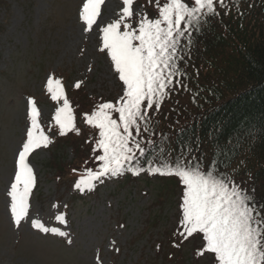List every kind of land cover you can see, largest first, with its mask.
<instances>
[{
  "label": "rangeland",
  "instance_id": "1",
  "mask_svg": "<svg viewBox=\"0 0 264 264\" xmlns=\"http://www.w3.org/2000/svg\"><path fill=\"white\" fill-rule=\"evenodd\" d=\"M4 1L0 7V264H164L162 256L157 258L158 241L180 223L178 196L166 195V190L154 181L148 185L143 177L135 183L107 177L97 194L83 195L75 187L78 179L58 183L52 177L49 164L54 156L64 164L74 157L65 143L53 155L51 140L30 154L35 183L28 214L15 225L8 191L18 149L31 127L28 101L34 100L43 128L56 125L55 111L62 106L50 100V77L69 89L78 84L89 98L118 102L122 82L110 57L100 49L102 29L121 18L125 5L123 0H103L88 30L81 19L87 0ZM130 8V22L136 27L146 10L136 0ZM79 125L88 130L83 121ZM58 215L66 222H57ZM152 216L158 217L156 226L148 223ZM33 224L56 227L66 235L45 234ZM206 259L190 257L186 264H211Z\"/></svg>",
  "mask_w": 264,
  "mask_h": 264
},
{
  "label": "snow or ice",
  "instance_id": "2",
  "mask_svg": "<svg viewBox=\"0 0 264 264\" xmlns=\"http://www.w3.org/2000/svg\"><path fill=\"white\" fill-rule=\"evenodd\" d=\"M103 0H87L81 19L91 30ZM122 16L102 29V48L110 57L114 72L123 85V95L116 104L101 103L91 114H85L88 125L99 130L94 151L99 166L86 170L75 187L91 190L94 183L116 177L124 171L139 174L142 167H134L138 156L145 155L142 132L149 133L152 112H159L162 104L180 90L189 91L188 73L181 68L185 49L192 43L193 29L201 18L219 15L225 0H169L159 8V18H141L138 26L130 22L133 0H123ZM123 26V30L121 27ZM183 42V43H182ZM185 68L187 65L184 66ZM77 87L79 85L77 84ZM47 91L53 101L63 100L55 111L59 134L72 131L74 115L64 97L58 79L47 80ZM31 127L15 159L14 181L10 183V212L16 226L27 216L29 197L35 177L28 159L41 147H47L49 137L41 129L39 111L29 99ZM113 114H118L114 118ZM135 132V135L133 134ZM163 135V134H162ZM147 143H154L151 139ZM160 158L152 162L151 174L172 175L183 185L181 236L202 234L206 242L204 252L213 253L217 264H264V209L254 204V196L232 178L221 172L199 167L191 152L170 157L161 145ZM254 192V190H252ZM57 222L65 223L62 215ZM42 233L64 236L56 227L33 224Z\"/></svg>",
  "mask_w": 264,
  "mask_h": 264
},
{
  "label": "trees",
  "instance_id": "3",
  "mask_svg": "<svg viewBox=\"0 0 264 264\" xmlns=\"http://www.w3.org/2000/svg\"><path fill=\"white\" fill-rule=\"evenodd\" d=\"M168 1L136 0L145 8L144 17L148 19L159 18V8ZM225 3L227 10L219 8V15L208 17L209 22L202 17L198 30H191L192 43L185 49L181 62V68L188 73L190 90L178 91L162 104L159 112L150 113L151 135L142 132L145 155L138 156L133 165L142 167L143 171L133 174L126 170L114 177L124 183H135L143 177L148 185L154 181L158 188L166 190V195L171 192L172 196H178L179 221L182 220L183 185L175 176L148 171L152 162L160 158L161 145L170 157L191 152L193 160L199 159L201 169L229 176L254 196L258 208L264 209V0H225ZM5 4L0 0V7ZM58 80L64 86V97L69 101L75 127L63 136L57 125L41 126V129L55 146L52 155L65 143L73 150L74 157L64 164L54 156L49 166L58 183L70 179L80 181L86 178L87 169L96 170L99 162L95 157L101 154L94 151L99 130L86 123L85 114H91L101 103L116 104L117 101L89 98L81 86L69 89ZM53 102V105L63 104V100ZM149 139L154 143H147ZM84 141L88 142L86 147H83ZM101 182L104 181H97L91 190H79V193L93 196L98 193ZM152 217L148 223L156 226L158 217ZM174 227L165 231V240L158 241L157 258L162 256L164 264H186L190 257L206 256L209 258L206 261L217 264L213 253L200 254L206 243L202 234L181 236L180 223Z\"/></svg>",
  "mask_w": 264,
  "mask_h": 264
}]
</instances>
